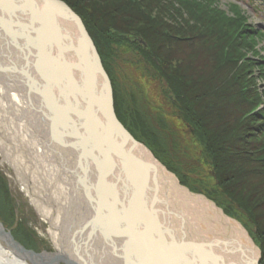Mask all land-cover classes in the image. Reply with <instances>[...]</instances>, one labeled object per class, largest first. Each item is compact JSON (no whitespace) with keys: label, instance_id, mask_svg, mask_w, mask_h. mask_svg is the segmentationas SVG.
Segmentation results:
<instances>
[{"label":"bare ground","instance_id":"bare-ground-1","mask_svg":"<svg viewBox=\"0 0 264 264\" xmlns=\"http://www.w3.org/2000/svg\"><path fill=\"white\" fill-rule=\"evenodd\" d=\"M26 2L0 0V8L14 14L13 11L17 8L14 9L13 6L19 4L22 6L19 8L22 9ZM237 2L242 4L241 1ZM69 7L73 10L71 6ZM74 13L84 24L79 13ZM23 20L26 21V19ZM43 22L44 26L39 29L38 38L46 36L55 45L59 44V37L67 42L63 36L75 33L74 28L60 13L58 24L65 33L60 34L62 31L59 33L57 29L59 27L51 20L53 23L49 26L48 34L45 18ZM84 27L86 28L85 24ZM19 29L20 27L14 28L17 32L10 34V37L16 39L19 48L13 45V49L7 50L6 53L11 64L24 69L31 63L30 54L27 57L25 50L22 51V49L28 44L33 45L34 41L30 40L34 39V35H31L27 28L23 29L27 32L25 34H22ZM87 32L89 33L88 29ZM1 40L2 38L0 42ZM47 59L52 63H49ZM68 59L71 58L68 57ZM74 61L71 70L79 78L80 61L77 58H74ZM38 62L42 64L41 68H46L39 72L43 77L45 76L46 81L57 80V71L62 73L61 77L68 72L66 63L60 59H52L46 55ZM92 63L95 64V61ZM20 74H22L21 71ZM20 74L18 69H11L6 74L1 69L0 155L2 164L8 166L13 173L11 175H13L14 183H20L21 191L29 199L30 204L41 217V221L48 223L49 228L46 234L56 250H52L53 253L27 249L15 238L25 249L39 254L44 253L48 261L45 260L43 264H51L52 261L53 264H57L55 263L57 260H60L58 264H61L60 262L70 264L69 259L74 264H124V260L127 264H159V260L162 264H183L185 257L189 258L186 264H251L250 258L258 257L260 252L240 222L238 224L236 220L227 218L222 209L217 208L207 197L199 194L192 195L189 193L190 190L180 187L176 178L157 163L155 164H157V175L160 179V182L157 181L158 187L160 186L159 196L165 199V203L159 206L161 215L157 212L154 216L153 211L151 213L144 211L142 204L140 202L136 204L134 200H128L124 205L119 198L124 191L118 190L116 194L119 188L110 187L101 189L104 197L99 196L97 201L101 204L102 215L92 222V208H87L83 193L75 188L72 172L63 170H66V167L61 161L70 165L74 159L70 158L71 154L59 144L60 142L56 144L51 140L54 136L58 138L57 140H62V134L58 133L50 137L51 127L46 122V108L42 102L37 101L38 105L35 107L26 103L27 96L22 95L21 85H19ZM22 79L24 80L23 74ZM62 82L64 87H60V90L64 93H72L73 87L65 81ZM87 82L91 85L89 93L93 94V73L89 72ZM43 93L47 105L54 110L53 122H59L58 106L54 104L58 109L56 111L53 97L49 95L48 90H44ZM36 106L42 109V112H39ZM262 106L263 103L259 105L261 108ZM146 160L152 159L147 156ZM134 191L139 194L141 190L137 188ZM109 192L112 195H108ZM71 207L75 210L70 209ZM164 207L167 211L163 212ZM169 207H174V210L169 211ZM157 218L161 221L160 226H158ZM9 230L14 238L12 230L10 228ZM115 232L124 234L125 237L118 240L115 235H110ZM174 239L177 241H171ZM10 240L3 237L0 229V264H40L37 261L34 263L22 251L12 248ZM152 240L154 242H150ZM162 242L163 246L168 247L162 248ZM179 242L195 247L187 249L189 252L183 248L182 253H179L173 250L175 246L173 244ZM166 248H169L171 252ZM133 257L138 261L131 259Z\"/></svg>","mask_w":264,"mask_h":264},{"label":"rangeland","instance_id":"rangeland-1","mask_svg":"<svg viewBox=\"0 0 264 264\" xmlns=\"http://www.w3.org/2000/svg\"><path fill=\"white\" fill-rule=\"evenodd\" d=\"M93 1L94 4L88 0L85 1L86 3L89 2L88 5H86L87 7H84L87 8V12L85 11V17L91 20L90 23L93 27L92 30L94 33L93 37L96 40L94 41L91 33L89 34L93 39L103 68L108 75L109 81L111 82L114 113L116 114L117 118L121 115V117L126 121L125 124L131 127V129L140 138H146L144 135L147 132H153L157 136L161 137V140H159V150H157L156 148L155 150L152 149L150 145L155 144L153 142H150L148 143V145H146L141 140H137L142 145H145L147 149H149V151L157 160L158 164H161L168 173L172 174L173 177L177 179L178 184L181 187L183 186L190 190L189 192L192 193V195L199 194L203 197H207L217 208L222 209L227 218L229 217L233 220H236L238 224L240 222L241 226L246 230L248 237L252 239L253 243L256 245V248L260 252L261 256V250L259 249L257 241H255V239L251 235L253 225L251 224V222L250 224L246 223V216L244 217L242 213V215L239 214L238 217L234 216L232 213L226 214L223 207L217 205V202H223V204L229 202L227 200L229 198H226L223 195L222 188L221 186H219L220 179L218 177L220 173L218 174V172L216 171L215 164L211 162L210 164H212L213 167L210 165L206 166L204 165V163H200L199 161H202V156L210 155L208 153V146H213L214 144L218 143L215 142V140L212 138H209V141L206 140L208 143L207 145L203 144L200 146L198 145V143H196V141H194L193 137H196V134L195 132H193V128L191 127L190 123L183 124L179 115H176L175 105L177 103V100L175 97V93L172 89H170L169 84L159 81V78L161 76H164V72L168 74L170 78L176 76L177 78H175V80H180L181 75H183L182 72H184V75H191L193 78H196L195 73L197 72L199 75L201 74L202 77L210 76L211 68H214L212 72L217 76V70L219 71L221 67L224 68L226 66V63L223 61V59H228L225 57L223 58L222 54L220 56L219 53L213 49L214 40L212 38L216 35L214 34V36H211L213 35V33L209 31V37H211L208 40V35L204 32L205 30L201 29L198 34H195L193 32H190L193 31L192 28L188 26L184 28L183 26H181V23L180 26H177L174 23V19L171 20L168 17L164 19L161 24L157 25L158 22H156V24H153V20L156 18L155 14L151 15L154 16V19H151L150 16V19L153 21L151 22L148 17H146L148 14L145 13L149 10L146 11L145 9H141V6L137 13V17H139L140 22L137 19L135 21V18H131V20L128 21L126 19L114 21L113 19L116 17V15H118L120 18L121 16H123L119 15V13L117 12V8L122 5V2L123 4H128V2L130 1ZM233 1L235 0H217V3L214 4V7H216L218 11H225L226 16L229 17L230 15L234 16L232 13L233 10H231V6L233 4L240 5L238 8L242 15L246 16L247 23L250 24L251 27L256 28L259 35H261L260 33L262 32V36H258L257 39L259 45L258 49L253 53L249 51V53L250 60H253V63L255 62V68L253 73L251 74L252 79L250 80V83H252V87H256L258 91H261L262 93L263 97L260 101L261 103H263V110L264 0H256L255 7L246 6L249 4H245V0H241L242 4H239L237 1H235L236 3ZM132 3L134 4L133 1ZM128 5H130V3ZM168 5L169 4H165L164 2H158L159 7H157V9H159L160 14L162 13L163 15L167 16L175 15L176 11L174 10V7ZM90 7H93V9ZM102 7H105V9H102ZM94 8L97 9L95 10ZM170 10H174V13L172 14ZM73 11L75 12L74 9ZM82 11L84 10L82 9ZM202 12L205 13L204 11ZM126 13L129 12L126 11ZM187 18V21H189L190 18L188 16ZM113 23L115 25H113ZM168 25H171L175 30H171V27L169 28ZM192 26L193 25H191V27ZM155 27H163L161 29H163L164 31H173L175 34L173 32H171V34L177 35L178 40L180 41L175 45H168L169 47L159 45V50H155L158 54L165 55L167 59L166 63L164 62V60H159V63L155 62L153 66L146 63H138V58L142 60L139 56L141 54V49H137L134 41H137L139 45H142L143 47H145L147 43L141 36H136L133 33V29L140 28L146 30L147 28H149L148 30H150V28ZM208 28H206V30ZM112 30L121 32V35H119L120 33H117V36H114L116 41H113L114 38L109 36L113 32ZM122 33H127V35L123 36ZM170 36L172 37V39H174V36ZM104 41L106 43L105 46L103 44ZM95 42H99V47L95 44ZM215 54H218L219 57L222 58V60L216 58ZM239 57H241L242 59L236 57V61L243 60V58H246V55H242ZM183 63L185 67L184 71H182ZM233 80L234 76L231 78V82H233ZM216 82L218 81H213V83L215 84ZM216 85L218 86L219 84ZM232 85L233 84H231V86ZM243 87L244 85L239 87V93L240 90H244ZM237 88L238 87H236V89ZM115 93L119 96V100H117L118 105L115 101ZM235 93H233L232 95L231 93L229 94L230 99H224L220 101V99L218 98L219 101L217 102V105L221 111L228 110L227 112L231 113V116L233 115L236 117V115H239L240 112L244 109H241V106L235 104L238 103V98H236ZM208 102L209 101H206V103ZM246 111L245 113H243V115L251 114L250 111ZM225 120L226 122L224 125H226L227 123L231 124L232 122V120L229 119ZM132 136L134 137V135ZM259 138L263 140L264 134H262ZM262 150H264V148ZM188 153H190L192 156H190ZM258 160L261 161L262 158H258ZM203 161L206 162L205 159H203ZM235 162L236 168H233L230 172H228V174H230L233 178L241 177V175L238 174V170L240 173L245 170V160L243 161L239 157L235 159ZM186 167L188 169H186ZM248 171L250 173H253L252 170ZM0 173L3 176L5 183L7 184L9 195H11L15 206L14 212H12L11 214V218L7 219L6 216L0 213V221L2 222L4 228H6V230H9V228L11 230H14L16 226L21 223L20 225H23L27 232H29L31 238V242L29 243L31 248L26 247L27 249H34L35 251L39 252L50 251L51 253H53L52 250L56 251L55 248H53L54 246L50 237H48V235L46 234V230L49 228L48 223L41 221V217L37 214L33 205L30 204L29 199L21 191L20 183H14L13 175H11L13 173L8 166L2 164L1 155ZM255 173H257L258 176L264 174L262 170H258ZM255 184L258 186L257 197H264V183L259 182ZM218 192L220 194H218ZM212 197H218L216 202H214V199ZM233 203L234 205L237 204L238 206H240V204H238L236 200H233L232 204ZM260 207H262L261 204ZM0 211L3 212L1 209ZM66 242H68V240ZM259 261L260 264L262 261L261 257ZM60 263L64 264L63 262Z\"/></svg>","mask_w":264,"mask_h":264},{"label":"water","instance_id":"water-1","mask_svg":"<svg viewBox=\"0 0 264 264\" xmlns=\"http://www.w3.org/2000/svg\"><path fill=\"white\" fill-rule=\"evenodd\" d=\"M24 1H27V4L22 9L19 8L22 7L19 4L13 6L14 9H18L13 11L14 14H10L9 11L0 8V39L2 38L0 42V74L1 69L4 74L11 69H18L19 74L21 71L24 80H21L22 74H20L19 85H21L22 95L27 96L26 103L35 107V105H38L36 102L40 101L45 106L46 122L51 127L50 137L61 133V137L63 138L62 140H57L58 138L54 136L51 138L52 142L56 144L60 142L59 144L71 154L70 158L74 159L70 165L65 161H61L62 165L66 167V170H63L69 171V173L72 172L75 188H78L83 193L87 208H92V222L96 217L102 215L101 204L97 201L99 200V196L104 197L101 189H108L110 187L119 188L116 190V194L118 190L124 191L119 197L124 205H126L128 200H134L136 204H139V202L142 204L144 211L148 213L153 211L154 216L157 212L161 215L159 206L161 203H165V199L159 196L160 186L158 187L157 185V181L160 182L157 175L158 162L145 145L134 139L114 113L111 82L103 68L93 39L84 27L81 18L61 0ZM59 13L71 24L75 33L72 32V34L63 36L67 42H64L59 37L58 45H55L46 36L38 38L39 29L41 26H44V18L48 34L50 33L49 26L53 22L54 25L59 27L57 28L59 33L62 31V28L58 24ZM23 19H26V21ZM18 27H20L19 30L22 34L27 33L23 30L27 28L32 33L31 35H34V39L30 40L34 41L33 45L30 46L28 44L22 49V51L25 50L27 57L30 54L29 61L31 63L25 66L24 69H21V66L16 67L18 65L11 64L6 53L7 50L11 51L13 49V45H15V48L18 47L16 39L10 37L12 32H17L14 31V28ZM63 33H65V30L60 34ZM46 55L52 57V59L56 58L65 62L68 67L66 75L61 77L62 73L57 71V80L46 81L45 76L43 77L39 73L40 70L42 71L46 68H41L42 64L38 62ZM68 57L71 59H68ZM74 58L80 61L81 73L79 78L71 70L72 64L75 63ZM5 59L6 61H4ZM47 61L52 63L49 59ZM92 61H95V64ZM89 72L93 73V94L89 93L91 89V85L87 82ZM62 81L73 87L72 93H64L60 90V87H64ZM67 89L69 90L70 88ZM44 90H48L49 95L53 97V105H57L60 110L59 122H53L54 110L44 100ZM55 105L54 108L58 111ZM38 111L42 112V109L38 108ZM147 156H150L152 160L147 161ZM137 188L141 190L139 194L137 191H134ZM108 195L112 194L109 192ZM72 208L74 211L75 208L71 207L70 209ZM173 208L169 207V211H173ZM165 210L167 211L166 207L162 208L163 212ZM159 218L156 219L158 226L161 224ZM0 229L3 237L11 239L9 242L12 243V248L25 253L26 257L31 258L34 263L37 261L43 264L45 260L48 261L44 253H35L33 250L29 251L25 249L22 244L20 245L12 237L11 231L6 230L1 222ZM110 235H115L118 240L121 237H125L124 234H117V232ZM150 242H154V240ZM159 242L161 243V241ZM163 245L164 243L162 242V248L168 247ZM173 245H175L173 250L175 249L179 253H182L183 248L186 252H189L187 249L195 247L181 242L174 243ZM199 246L202 247V245ZM166 249L171 252L169 248ZM131 259L138 261L135 257ZM188 259V257H185L183 264L188 263ZM259 260L260 253L256 259H252L251 257L249 261L251 264H259ZM59 261L57 260L55 263L57 262L58 264ZM52 262L51 264L54 263ZM69 263L74 264L70 259ZM123 263L127 264L126 260ZM159 264H162L160 260Z\"/></svg>","mask_w":264,"mask_h":264},{"label":"trees","instance_id":"trees-1","mask_svg":"<svg viewBox=\"0 0 264 264\" xmlns=\"http://www.w3.org/2000/svg\"><path fill=\"white\" fill-rule=\"evenodd\" d=\"M63 1H66V3L71 6L75 12L79 13L84 20L86 28L93 37L94 33L92 30L93 27L90 23L91 20L85 17V11L87 12V8L84 7H87L86 5H88L89 2L86 3L85 1L87 0ZM88 1L94 4L93 0ZM128 1H130L128 4L130 3L131 6L127 3L123 4L122 2V5L117 8V12L119 15L123 16L120 18L115 14L116 17L113 19L114 21L121 19H126L128 21L131 20V18H135V21L137 19L140 22L139 17H137V13L141 6V9L150 11L145 13L148 14L146 17H148L151 22L154 21L153 24H156V22H158L157 25L161 24L162 21L168 17L171 20L174 19V23L177 26H180L181 23V26L184 28L187 26L192 28L193 31L190 32L195 34H198L201 29L205 30L204 32L208 35V40L211 36H214V34L216 35L212 38L214 40L213 49L216 50L220 56L222 54L223 58L225 57L228 59H223L226 66L224 68L221 67L219 71L217 70V76L212 72L214 68H211L210 76L202 77V75H199L197 72L195 73L196 78H193L191 75H184V72H182L183 75H181L180 80H175V78H177L176 76L170 78V76L164 72V76H161L159 81L169 84L170 89H172L175 93L177 100L175 105L176 115H179L183 124L190 123L193 128V132L196 134V137H193L194 141H196V143L200 146L203 144L207 145L209 138L214 139L215 142L218 143L213 146H208V153L210 155L202 156V161H199L200 163H204L206 166L210 165L213 167V165L210 164L211 162L215 164L216 171L218 174L220 173L218 177L220 179L219 186L222 188L223 195L226 198H229L227 199L229 202L225 204H223V202H217V205L223 207L226 214L232 213L236 217H238L239 214H243L244 217L246 216V223L250 224L251 222L253 225L251 235L255 241H257L259 249L261 250L262 261L260 264H264V197H257L258 186L255 184L259 182L264 183V174L258 176V174L255 173L258 170H262L264 173V150H262L264 148V139L261 140V138H259L262 134H264V109L262 110V108L259 107L261 104L260 100L263 97L261 91H258L256 87H252V83H250V80L252 79L251 74L255 68V62L253 63V60H250L249 53V51L253 53L258 49L259 45L257 39L258 36H262V32L260 33L261 35H259L256 28L251 27L250 24L247 23L246 16L242 15L238 8V4H233L231 6L234 16L230 15L227 17L225 11H218V9L214 7L217 0ZM161 1L165 4H169L168 6H173L176 14L170 16L163 15L162 13L160 14L157 7H159L158 2L162 3ZM235 1L240 2L241 0ZM245 1L252 7L256 6L254 5V3L256 4V0ZM90 8L93 9V7ZM82 9L84 11H82ZM94 9L96 10L97 8ZM102 9H105V7H102ZM174 10H170L172 14L174 13ZM126 11L129 13H126ZM152 14H155V19L154 16H151ZM150 16L151 19H154L153 21L150 19ZM187 16L190 18L189 21H187ZM113 25L115 24L113 23ZM191 25L193 26L191 27ZM170 27L171 30L174 29L171 25L169 28ZM161 28L163 27L150 28V30H148L149 28L146 30L140 28L133 29V33L136 36L144 38L147 43V45L143 47L142 45H139L137 41H134L137 49H141V54L139 56L142 60L138 58V63H146L151 66H153L155 62L159 63L162 60L166 63L167 59L165 55H160L156 52L159 50V45L164 47L168 45L172 46L180 40H178L177 35L171 34L173 31H164ZM206 28L208 29L206 30ZM217 30L220 34L217 33ZM112 31L113 32L109 36L114 38L113 41H116L114 36H117V33H120L119 35H121V32L116 30ZM209 31L213 33L210 37ZM127 33L122 34L123 36H126ZM169 34L174 36V39H172ZM95 40L96 39L94 38V41ZM95 44L98 47L100 45L99 42H95ZM103 44L104 46L106 45L105 41ZM153 50L156 51L154 52ZM219 55L215 54L216 58L222 60ZM236 55H246V58H243L241 61H236V57L242 59ZM182 67V71H184V63L182 64ZM233 76L234 83L231 82V78ZM213 81H218L216 84L219 85L217 86L213 83ZM231 84L233 85L231 86ZM242 85H244V90H240L239 93L238 89ZM236 87L238 88L236 89ZM230 93L231 95L235 93L236 98H238V103L235 104L241 106V109H244L239 115H236V117L233 115L231 116V113L227 112L228 110L221 111L217 105V102L219 101L218 98L220 101L230 99ZM118 98L119 96L115 93V101L117 105V100H119ZM206 101L209 102L206 103ZM246 110L250 111L251 114L243 115ZM118 118L136 139L141 140L146 145L153 142L155 144L150 145L152 149L155 150L156 148L159 150V140H161V137L157 136L153 132H147L144 135L146 138H140L131 129V127L125 124L126 121L121 117V115L118 116ZM225 119L232 120L231 124L227 123L229 125H224L226 122ZM188 154L192 156L190 153ZM239 157L243 161L245 160L244 167L246 168L242 173L238 170V174H240L241 177L233 178L230 174H228V172H230L233 168H236L235 159ZM258 158H262V160L259 161ZM203 159H205L206 162H204ZM186 169L188 168L186 167ZM248 170H252L253 173H250ZM218 194L220 193L218 192ZM212 198L214 199V202L218 199V197ZM233 200H236L240 206L237 204L234 205V203L232 204ZM260 204L262 207H260ZM14 207L13 199L11 195H9V191L7 189V184L0 173V209L4 212L0 211V213L6 216L7 219L11 218V214L15 209ZM20 224L12 230V234L14 238H16L25 247L31 248L29 244L31 242L30 234L23 227V225Z\"/></svg>","mask_w":264,"mask_h":264}]
</instances>
